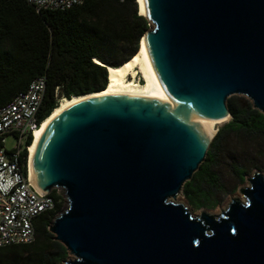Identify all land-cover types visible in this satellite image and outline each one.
Instances as JSON below:
<instances>
[{"label": "water", "instance_id": "water-1", "mask_svg": "<svg viewBox=\"0 0 264 264\" xmlns=\"http://www.w3.org/2000/svg\"><path fill=\"white\" fill-rule=\"evenodd\" d=\"M143 2V55L167 103L103 96L53 119L30 160L37 189L67 200L48 230L65 264H264L262 174L218 215L174 202L217 135L197 124L233 118L237 95L264 115V0Z\"/></svg>", "mask_w": 264, "mask_h": 264}, {"label": "trees", "instance_id": "trees-1", "mask_svg": "<svg viewBox=\"0 0 264 264\" xmlns=\"http://www.w3.org/2000/svg\"><path fill=\"white\" fill-rule=\"evenodd\" d=\"M149 28L138 13L137 0H85L66 11L40 12L24 0H0V110L38 77L47 80L41 122L58 107L59 97L71 99L105 89V66L118 67L133 58ZM233 98L228 108L234 120L218 132L206 162L183 189L198 207L213 206L210 198L223 189L213 168L225 135L264 139V115ZM52 196L61 199L56 191ZM63 204L35 221L33 244L0 249V264H57L66 258V248L48 230Z\"/></svg>", "mask_w": 264, "mask_h": 264}, {"label": "built area", "instance_id": "built-area-1", "mask_svg": "<svg viewBox=\"0 0 264 264\" xmlns=\"http://www.w3.org/2000/svg\"><path fill=\"white\" fill-rule=\"evenodd\" d=\"M24 1L40 12L66 11L85 0ZM46 88V78L38 77L0 110V249L33 244L35 221L58 203L67 202L61 190H55L59 200L42 194L30 174V149L42 125ZM9 137L15 142L12 147L7 146Z\"/></svg>", "mask_w": 264, "mask_h": 264}, {"label": "rangeland", "instance_id": "rangeland-1", "mask_svg": "<svg viewBox=\"0 0 264 264\" xmlns=\"http://www.w3.org/2000/svg\"><path fill=\"white\" fill-rule=\"evenodd\" d=\"M138 13L139 7L137 4ZM121 58V57H120ZM139 78V77H138ZM142 83L141 79H138ZM234 100L238 101L240 105L252 106L249 99L244 96H233ZM64 99L59 97L61 103ZM253 108V107H252ZM234 119L231 118L228 122L216 125L218 132L226 129ZM218 134V133H217ZM13 138L9 137L7 146L14 145ZM209 154H207L206 159ZM206 159L204 163L206 162ZM235 168L241 169V172H236ZM213 171L220 179L223 186L221 192L215 194L212 199L213 206L198 207L193 205L182 193L174 202L185 205L193 216H199L202 212H207L212 215H218L226 210L233 199L244 200L243 195L239 192L240 189L248 188L250 186L248 179L259 172L264 176V139L259 137L247 138L240 137L237 134H230L223 139L222 150L217 154L216 165ZM245 172L246 174H243ZM240 173V174H239ZM67 202H64L61 212L66 208ZM222 210V211H221ZM68 259L73 257L67 255L66 258L60 260L57 264H65Z\"/></svg>", "mask_w": 264, "mask_h": 264}, {"label": "bare ground", "instance_id": "bare-ground-1", "mask_svg": "<svg viewBox=\"0 0 264 264\" xmlns=\"http://www.w3.org/2000/svg\"><path fill=\"white\" fill-rule=\"evenodd\" d=\"M139 7V15H145V7L143 0H137ZM108 72V83L105 91L101 93H93L86 96H74L71 99H64L58 107L52 112V114L42 122L40 128L37 129L34 142L30 149V160L33 152V148L39 141L41 135L47 128V126L58 115L63 113L66 109L75 106L83 101L103 96H126V97H138L157 101L166 104L167 102L163 98L159 91L150 69L147 65L145 57L143 55V41L141 42L138 53L131 58L128 62L118 67L106 66ZM139 77V78H138ZM141 79L142 83L137 81ZM232 117L229 115L214 123L209 124H197L207 135L213 137L218 133L216 125L224 124L228 122Z\"/></svg>", "mask_w": 264, "mask_h": 264}]
</instances>
